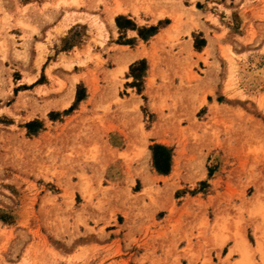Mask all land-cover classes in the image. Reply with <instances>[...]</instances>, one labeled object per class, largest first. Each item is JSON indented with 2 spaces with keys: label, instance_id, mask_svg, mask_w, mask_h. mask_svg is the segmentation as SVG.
<instances>
[{
  "label": "rangeland",
  "instance_id": "rangeland-1",
  "mask_svg": "<svg viewBox=\"0 0 264 264\" xmlns=\"http://www.w3.org/2000/svg\"><path fill=\"white\" fill-rule=\"evenodd\" d=\"M263 71L264 0H0V264H264Z\"/></svg>",
  "mask_w": 264,
  "mask_h": 264
},
{
  "label": "trees",
  "instance_id": "trees-1",
  "mask_svg": "<svg viewBox=\"0 0 264 264\" xmlns=\"http://www.w3.org/2000/svg\"><path fill=\"white\" fill-rule=\"evenodd\" d=\"M154 164L159 172H168L170 166L169 151L163 146H155L153 148Z\"/></svg>",
  "mask_w": 264,
  "mask_h": 264
},
{
  "label": "crops",
  "instance_id": "crops-1",
  "mask_svg": "<svg viewBox=\"0 0 264 264\" xmlns=\"http://www.w3.org/2000/svg\"><path fill=\"white\" fill-rule=\"evenodd\" d=\"M135 56H136V55H133V57H135ZM130 57H132V55H131ZM130 57H129V58H130ZM133 57L131 58V60H133ZM129 58H128V60H130ZM131 60H130V61H131ZM117 134H122V133H121L120 131H118ZM152 161H153V160H152V154H151V165H153V164H152V163H153ZM178 163H179V162H178ZM178 163H177V159H176V160H175V164H178ZM157 176H158V177H160V176H161V177H164L165 175L157 174Z\"/></svg>",
  "mask_w": 264,
  "mask_h": 264
},
{
  "label": "bare ground",
  "instance_id": "bare-ground-1",
  "mask_svg": "<svg viewBox=\"0 0 264 264\" xmlns=\"http://www.w3.org/2000/svg\"><path fill=\"white\" fill-rule=\"evenodd\" d=\"M132 57H133V56H132ZM132 57H130L129 59L131 60ZM133 58H134V57H133ZM130 60H129V61H130ZM263 72H264V71H263ZM28 78H29V77H28ZM29 80L31 81V79H29ZM29 80H28V81H29ZM70 91H71V90H70ZM70 91H69V94H70ZM69 94H68V96H69ZM71 94H72V92H71ZM69 98H70V96H69ZM69 100H70V99H69ZM65 102L68 103L69 101H65ZM61 104H63V103H61ZM178 162H179V158L177 159V163H178ZM196 164H197V162H196ZM200 171H201V170H200Z\"/></svg>",
  "mask_w": 264,
  "mask_h": 264
}]
</instances>
